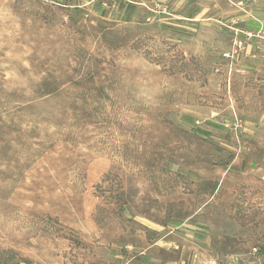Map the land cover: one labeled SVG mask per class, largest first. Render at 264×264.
<instances>
[{"label": "rangeland", "instance_id": "obj_1", "mask_svg": "<svg viewBox=\"0 0 264 264\" xmlns=\"http://www.w3.org/2000/svg\"><path fill=\"white\" fill-rule=\"evenodd\" d=\"M252 1L0 0V264L264 263Z\"/></svg>", "mask_w": 264, "mask_h": 264}, {"label": "crops", "instance_id": "obj_2", "mask_svg": "<svg viewBox=\"0 0 264 264\" xmlns=\"http://www.w3.org/2000/svg\"><path fill=\"white\" fill-rule=\"evenodd\" d=\"M253 21H250V23H253L252 27L253 29L260 28L261 24L264 22V0H253ZM245 52V61L248 63L249 67L251 68L250 72L252 73L253 77H259L257 82L261 83L264 80V40H255L246 47ZM150 247H153L150 245ZM150 247H145L144 249H139V252L136 256L131 257L127 261H124L123 264H138L140 263L138 260V257L143 256L147 253L148 249ZM120 256V255H119ZM156 264H159V262H155ZM141 264V263H140ZM160 264H186L183 260H172V261H166L161 262ZM228 264H238L236 262H231ZM249 264H264L262 261L259 260V258H255L252 260Z\"/></svg>", "mask_w": 264, "mask_h": 264}]
</instances>
